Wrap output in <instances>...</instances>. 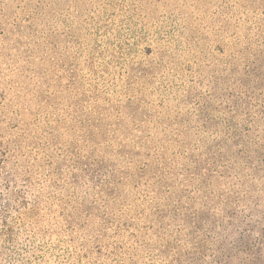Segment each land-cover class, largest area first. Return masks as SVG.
Here are the masks:
<instances>
[{
	"label": "rangeland",
	"instance_id": "obj_1",
	"mask_svg": "<svg viewBox=\"0 0 264 264\" xmlns=\"http://www.w3.org/2000/svg\"><path fill=\"white\" fill-rule=\"evenodd\" d=\"M0 264H264V0H0Z\"/></svg>",
	"mask_w": 264,
	"mask_h": 264
},
{
	"label": "trees",
	"instance_id": "obj_2",
	"mask_svg": "<svg viewBox=\"0 0 264 264\" xmlns=\"http://www.w3.org/2000/svg\"><path fill=\"white\" fill-rule=\"evenodd\" d=\"M197 251H195V253H196ZM222 253V252H221ZM197 255V254H196ZM180 257H181V255L179 254L178 255V258H177V260L179 261L180 260ZM258 262L260 261V259H258V258H255Z\"/></svg>",
	"mask_w": 264,
	"mask_h": 264
}]
</instances>
